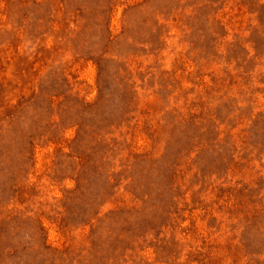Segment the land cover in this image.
<instances>
[{"label": "rangeland", "instance_id": "374dc122", "mask_svg": "<svg viewBox=\"0 0 264 264\" xmlns=\"http://www.w3.org/2000/svg\"><path fill=\"white\" fill-rule=\"evenodd\" d=\"M0 264H264V0H0Z\"/></svg>", "mask_w": 264, "mask_h": 264}]
</instances>
